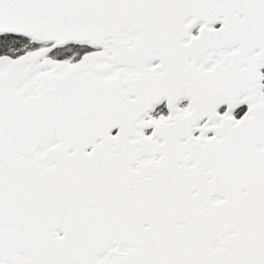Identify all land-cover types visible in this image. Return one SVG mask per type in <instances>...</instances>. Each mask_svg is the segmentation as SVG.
<instances>
[{"label": "snow or ice", "instance_id": "1", "mask_svg": "<svg viewBox=\"0 0 264 264\" xmlns=\"http://www.w3.org/2000/svg\"><path fill=\"white\" fill-rule=\"evenodd\" d=\"M0 264H264V0H0Z\"/></svg>", "mask_w": 264, "mask_h": 264}]
</instances>
